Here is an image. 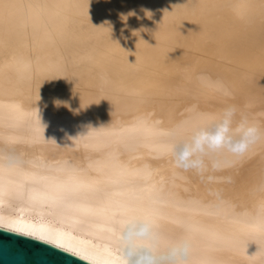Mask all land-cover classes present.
Instances as JSON below:
<instances>
[{"label": "bare ground", "instance_id": "bare-ground-1", "mask_svg": "<svg viewBox=\"0 0 264 264\" xmlns=\"http://www.w3.org/2000/svg\"><path fill=\"white\" fill-rule=\"evenodd\" d=\"M228 105L264 129V0H0V228L124 264L148 219L160 264H264V140L203 174L169 150Z\"/></svg>", "mask_w": 264, "mask_h": 264}, {"label": "clouds", "instance_id": "clouds-1", "mask_svg": "<svg viewBox=\"0 0 264 264\" xmlns=\"http://www.w3.org/2000/svg\"><path fill=\"white\" fill-rule=\"evenodd\" d=\"M147 15L150 17L151 12H147ZM121 18L127 20L126 15L122 14ZM137 33L140 35L139 31H134L133 35L139 36ZM54 103L60 106L64 102L57 100ZM184 131L185 125L181 124L171 136L174 139L183 135ZM90 134L91 131L88 135ZM262 140L264 129L250 122L236 105H228L222 110L220 117L213 120L209 126L194 130L183 143H170L169 150L174 156L177 168L203 174L209 165L212 168L220 167L223 156L242 158ZM116 223L119 228L117 238L127 249L124 264H160V260L164 258L156 254L155 242L158 234L151 220L129 217ZM189 253L190 245L185 242L178 249H172L167 259L172 264H186Z\"/></svg>", "mask_w": 264, "mask_h": 264}, {"label": "water", "instance_id": "water-1", "mask_svg": "<svg viewBox=\"0 0 264 264\" xmlns=\"http://www.w3.org/2000/svg\"><path fill=\"white\" fill-rule=\"evenodd\" d=\"M0 264H91L35 238L0 228Z\"/></svg>", "mask_w": 264, "mask_h": 264}, {"label": "snow or ice", "instance_id": "snow-or-ice-1", "mask_svg": "<svg viewBox=\"0 0 264 264\" xmlns=\"http://www.w3.org/2000/svg\"><path fill=\"white\" fill-rule=\"evenodd\" d=\"M3 218L0 217V222H2ZM2 226V223H0ZM9 230L18 231L23 234L33 236L37 239L44 240L49 243H54L57 247L64 248L67 251H72L75 255H80L78 251L68 246L62 239L53 236L48 230L43 227L36 228L34 225L27 224L23 221L11 223L8 225ZM87 259V257H83Z\"/></svg>", "mask_w": 264, "mask_h": 264}]
</instances>
